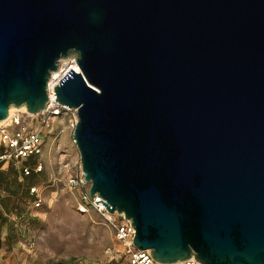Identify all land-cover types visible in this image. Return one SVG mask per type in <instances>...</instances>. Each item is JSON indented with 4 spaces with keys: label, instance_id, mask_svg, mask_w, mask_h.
<instances>
[{
    "label": "water",
    "instance_id": "obj_1",
    "mask_svg": "<svg viewBox=\"0 0 264 264\" xmlns=\"http://www.w3.org/2000/svg\"><path fill=\"white\" fill-rule=\"evenodd\" d=\"M72 55L96 204L158 262L264 264V0H0V122Z\"/></svg>",
    "mask_w": 264,
    "mask_h": 264
},
{
    "label": "rangeland",
    "instance_id": "obj_2",
    "mask_svg": "<svg viewBox=\"0 0 264 264\" xmlns=\"http://www.w3.org/2000/svg\"><path fill=\"white\" fill-rule=\"evenodd\" d=\"M74 130L68 114L49 126L36 159L42 172L22 180L12 163L0 170V264H129L112 224L120 217L81 212L67 185L64 165L78 159Z\"/></svg>",
    "mask_w": 264,
    "mask_h": 264
},
{
    "label": "built area",
    "instance_id": "obj_3",
    "mask_svg": "<svg viewBox=\"0 0 264 264\" xmlns=\"http://www.w3.org/2000/svg\"><path fill=\"white\" fill-rule=\"evenodd\" d=\"M76 64L78 65L77 58L74 55L70 56L67 61L59 62L58 70L51 75L49 81L46 107L39 114L27 113V116H24L15 112L13 116L9 115L6 122H0V170L4 165L12 163L23 178L42 172L44 166L40 161H36L34 165H28L26 161L36 160L43 155L45 141L49 135V126L55 120L68 114L71 126L75 129L79 120L77 110L56 101L57 96L54 89L71 70H75L72 67ZM13 128L16 129L13 130ZM64 169L68 187L78 195L80 211L85 213L93 209L102 216L112 217L102 203L96 204V202H103L99 194H96L94 198L91 197L92 183L86 180L79 151L78 159L75 162H66ZM36 191V187L31 188L32 193ZM116 214L120 217V221H114L112 224L129 264H203L195 261V257L179 263L156 261L151 255V250H141L135 246L136 229L133 223L123 214Z\"/></svg>",
    "mask_w": 264,
    "mask_h": 264
},
{
    "label": "bare ground",
    "instance_id": "obj_4",
    "mask_svg": "<svg viewBox=\"0 0 264 264\" xmlns=\"http://www.w3.org/2000/svg\"><path fill=\"white\" fill-rule=\"evenodd\" d=\"M68 59H69V57L66 58V59H61L60 61H67ZM72 68L75 69V70H77V71L80 70V68H79V66H78L77 64H76V65H73ZM55 73H56V71H54L52 74L54 75ZM51 84H52V83H51ZM18 111L28 112L26 106H22V107H15V106H12V107L10 108V114H9L10 117L13 116L14 113H15V112H18ZM3 122H6V121L4 120V121H2V123H3Z\"/></svg>",
    "mask_w": 264,
    "mask_h": 264
},
{
    "label": "crops",
    "instance_id": "obj_5",
    "mask_svg": "<svg viewBox=\"0 0 264 264\" xmlns=\"http://www.w3.org/2000/svg\"><path fill=\"white\" fill-rule=\"evenodd\" d=\"M9 166H10V164H6V165L3 166V168L1 170H6V169H8ZM16 171H17V175L20 176L21 179L23 180L22 174L18 170H16ZM0 212L1 213L5 212V207L4 206H0Z\"/></svg>",
    "mask_w": 264,
    "mask_h": 264
},
{
    "label": "trees",
    "instance_id": "obj_6",
    "mask_svg": "<svg viewBox=\"0 0 264 264\" xmlns=\"http://www.w3.org/2000/svg\"><path fill=\"white\" fill-rule=\"evenodd\" d=\"M36 163L35 159H29L28 161H26V164L28 165H34Z\"/></svg>",
    "mask_w": 264,
    "mask_h": 264
}]
</instances>
